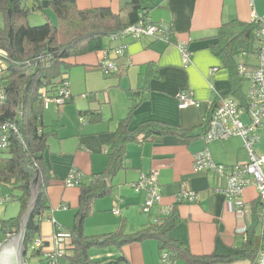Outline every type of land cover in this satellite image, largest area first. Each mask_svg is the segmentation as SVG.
Segmentation results:
<instances>
[{
	"label": "crops",
	"instance_id": "crops-1",
	"mask_svg": "<svg viewBox=\"0 0 264 264\" xmlns=\"http://www.w3.org/2000/svg\"><path fill=\"white\" fill-rule=\"evenodd\" d=\"M139 1L152 22L170 26L175 46L166 47L150 38L123 42L106 40L105 50L120 44L126 46L125 55L115 58V63L123 68L118 78L102 73L99 66L101 52L72 60L74 66L68 74L70 100L59 111L55 105L49 104L43 115L47 130L54 133L48 140L44 158L49 173L57 181L47 189L51 209L46 218L55 223L43 222L41 238L50 242L55 226L63 231L71 228L79 189L77 186L65 188L63 181L73 170L86 178L104 171L118 122L127 116L133 99L144 98L131 113L130 130L142 123L156 121L188 131L190 139L166 136L159 142L129 144L122 169L109 181L111 195L97 200L92 215L85 221V236L116 232L134 234L147 228L153 217H161L168 207H172L171 214L179 222L168 232L169 240L181 244L194 256L241 254L245 237L235 235L238 219L234 207L237 202L245 205L247 214L244 219L248 227L252 222L257 192L249 186L238 199H225L220 191L226 187V180L211 171L195 172L193 158L199 151L207 149L216 164L229 167L248 162V152L240 137L208 144L202 140L203 122L212 104L225 97L240 101L239 95L246 96L249 87L245 79H239V94H233L232 72L210 47L223 24L231 21L250 24L254 15L264 16V0ZM48 2L40 0L45 7ZM76 4L81 10L109 7L115 13L122 8V0H76ZM181 43L192 53L191 62L186 67L177 48ZM110 56L114 58L111 52ZM241 62L254 66L256 58L239 57L237 63ZM182 91H187L199 105L178 109L177 98ZM135 92L139 95L135 96ZM89 110L101 112L100 123H90L87 118L80 117V113ZM243 122L248 123L247 117H243ZM257 134L259 141L254 152L257 156H264V119ZM150 171L158 172L162 199L158 210L147 215L142 211L145 194L136 192L133 185L141 173ZM182 188L195 192L197 202L176 204ZM62 206L67 209L62 210ZM114 209L119 210L118 215H113ZM7 238L0 231V244ZM160 252L158 242L149 239L120 249L113 246L91 249L88 256L94 262L120 259L117 264H159ZM175 264L186 263L177 260Z\"/></svg>",
	"mask_w": 264,
	"mask_h": 264
},
{
	"label": "trees",
	"instance_id": "trees-1",
	"mask_svg": "<svg viewBox=\"0 0 264 264\" xmlns=\"http://www.w3.org/2000/svg\"><path fill=\"white\" fill-rule=\"evenodd\" d=\"M48 8L56 16V25L48 18L42 25L29 24L31 14L44 13ZM146 11L139 0H122V8L118 13L109 7L81 10L77 7L76 0H49L47 7L42 6L40 0H0V51L4 53L0 59L5 66L0 71V74H4L0 75V91L6 95L5 103L0 108V124L10 122L17 130V134L10 138V146L0 149V185L11 190L7 200L15 198L20 203V211L16 217L0 220V231L5 237L18 233L20 218L30 200L31 182L35 177L38 178L39 194L26 224L24 238V257L27 264H32L31 259L27 257L28 250L36 240L41 239L42 224L47 220L46 213L51 209L47 189L57 181L49 173L44 158L48 140L54 135L52 131L47 130L43 122L44 111L49 104L55 105L53 100L59 97V91L64 84L69 88L68 74L74 66L73 59L90 53H103L106 40L116 42L111 38L129 26L143 21L148 16ZM256 30L254 23L231 21L218 29L214 37L215 42L210 47L213 54L232 72L234 95L239 94V79H244L237 72V66L240 64L237 59L257 56ZM163 44L166 47L175 46L172 29L168 42ZM114 48L106 50L109 52V58L115 62L117 57L113 54ZM110 52L114 58L110 56ZM241 63L247 68L256 66ZM118 67L119 72L107 77L118 78L123 71L122 67ZM134 95H139V92ZM143 99H133L127 116L118 122L104 171L90 178L82 175L79 179L76 185L79 189L78 206L73 224L71 228L64 230L69 234L64 254L54 260L44 258L42 249L49 245L45 242L42 248H32L31 257L37 259L34 264H117L120 259L94 262L90 260L88 252L107 246L120 249L125 245L149 239L158 242L160 251H167L172 259L182 260L186 264H229L241 259L248 260L249 264H256L264 240V228L256 218L258 200L252 210L253 218L246 230L242 253L234 256H194L181 244L169 240L168 232L179 222L173 214L160 220V223L151 221L147 228L134 234L124 235L116 232L102 236H85V221L92 215L94 203L111 195L112 187L109 181L122 169L125 150L129 144L159 142L166 136L190 139L188 131L156 121L142 123L130 130L131 113ZM223 99L230 98L225 97L221 101ZM238 99L241 100H232L239 103L241 108L247 106L246 96L239 95ZM220 102L210 107L203 122L205 130L213 110ZM62 107L55 105L57 111ZM80 117L87 118L90 123L101 122L99 110L80 113ZM63 186L65 187L64 183ZM15 190L20 191L19 197L13 195ZM259 225L261 231L258 232ZM53 231L57 232L58 228L54 227Z\"/></svg>",
	"mask_w": 264,
	"mask_h": 264
},
{
	"label": "built area",
	"instance_id": "built-area-1",
	"mask_svg": "<svg viewBox=\"0 0 264 264\" xmlns=\"http://www.w3.org/2000/svg\"><path fill=\"white\" fill-rule=\"evenodd\" d=\"M252 23L256 24V38L255 44L257 52L256 66L254 68H247L240 63L237 66L239 76L248 81L249 87L246 93L247 106L241 108L239 103L232 99H223L220 104L213 110L209 124L202 140L208 144L213 141H225L231 137H240L243 141V146L248 152V162L245 164H236L234 166L226 167L221 164H216L210 152L207 149L199 151L193 158V169L195 172L211 171L217 176L226 180V187L220 191V194L229 201H234L241 197L245 188L252 186L257 192V200L259 202L257 209V222L264 228V156H257L254 152V147L259 141L257 130L262 126L264 119V16H253ZM171 35L170 26L163 23H154L147 16L143 21L136 25L129 26L111 39L116 42H123L126 39L139 40L142 38H150L153 41L167 43ZM181 52L182 64L186 67L191 60V52L185 44L177 45ZM126 52V46L120 44L114 48V56L123 57ZM4 53L0 51V57ZM5 66L0 59V71ZM100 68L104 75L109 76L120 71V68L114 61L109 58L107 50L102 53V60ZM85 97V96H83ZM71 95L67 84H64L59 91V97L53 100L56 106L62 107ZM178 109H185L189 106L197 107L199 104L192 98L187 91H182L178 95ZM6 100V95L0 91V108ZM243 117H247L248 123L243 122ZM17 134V130L10 122L0 124V149L10 146V138ZM141 138V137H140ZM82 174L78 171H72L70 175L63 182L65 187H75L81 178ZM136 192H144L145 200L142 206V211L147 215H152L153 211L158 210L161 203L160 187L158 181V172L150 171L141 173L137 182L133 185ZM198 197L195 192L186 188H182L176 197V204L181 203H195ZM4 202L0 198V203ZM66 210V206L61 207ZM173 208L168 207L161 217H153L152 222L160 223V220L168 217ZM237 215L238 223L235 228V235L245 237L247 225L244 217L247 214L245 205L242 202H237L234 207ZM113 215H118L119 210L114 209ZM48 222L55 223L53 219H47ZM58 231H53L52 239L47 242L49 245L43 247L46 242L42 238L34 242L32 248L43 247L42 252L44 258L54 260L55 257H60L64 254L65 245L69 242V234L63 231L58 226ZM61 230V231H60ZM60 231V232H59ZM8 237L10 235H7ZM175 260L167 251L160 252L159 264H175ZM256 264H264V240L262 248L259 253Z\"/></svg>",
	"mask_w": 264,
	"mask_h": 264
},
{
	"label": "water",
	"instance_id": "water-1",
	"mask_svg": "<svg viewBox=\"0 0 264 264\" xmlns=\"http://www.w3.org/2000/svg\"><path fill=\"white\" fill-rule=\"evenodd\" d=\"M39 194V180L34 178L31 182V196L26 211L20 218L19 231L10 235L0 244V264H27L25 261L24 238L26 224L32 213Z\"/></svg>",
	"mask_w": 264,
	"mask_h": 264
},
{
	"label": "rangeland",
	"instance_id": "rangeland-1",
	"mask_svg": "<svg viewBox=\"0 0 264 264\" xmlns=\"http://www.w3.org/2000/svg\"><path fill=\"white\" fill-rule=\"evenodd\" d=\"M30 4V2H29ZM49 18L51 21H53V24H57V19L53 11L48 8L44 10V13L42 12H35L30 15L28 21L31 26H38L42 25L45 22V19ZM0 26H2V19L0 18ZM0 75H4L3 73ZM49 131V130H48ZM11 190L9 187L0 185V197L5 198L6 200L2 203H0V220H5L9 219L12 217H16L19 214L20 211V203L14 198L7 200L8 196H10ZM14 196L19 197L20 196V191L15 190L14 191ZM74 209L70 210L72 213ZM260 225L258 226V231L260 230ZM241 238V236H239ZM241 241V240H239ZM32 253V248H29L27 257L31 259V263H37V259L31 257ZM238 264H248L249 261L246 259H241L238 260Z\"/></svg>",
	"mask_w": 264,
	"mask_h": 264
}]
</instances>
